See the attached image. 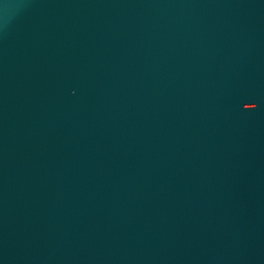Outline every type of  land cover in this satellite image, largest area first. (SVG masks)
Wrapping results in <instances>:
<instances>
[{
    "label": "water",
    "instance_id": "obj_1",
    "mask_svg": "<svg viewBox=\"0 0 264 264\" xmlns=\"http://www.w3.org/2000/svg\"><path fill=\"white\" fill-rule=\"evenodd\" d=\"M0 264H264V0H0Z\"/></svg>",
    "mask_w": 264,
    "mask_h": 264
}]
</instances>
